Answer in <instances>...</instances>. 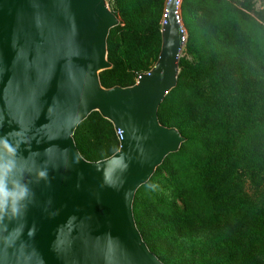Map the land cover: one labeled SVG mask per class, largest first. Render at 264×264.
I'll use <instances>...</instances> for the list:
<instances>
[{"label": "water", "instance_id": "95a60500", "mask_svg": "<svg viewBox=\"0 0 264 264\" xmlns=\"http://www.w3.org/2000/svg\"><path fill=\"white\" fill-rule=\"evenodd\" d=\"M182 1L166 2L154 65L133 84L106 86L109 35L121 23L110 0H0V176L27 188L16 213L11 201L0 212V264H167L134 202L187 140L159 117L188 41ZM93 112L119 140L98 160L76 139Z\"/></svg>", "mask_w": 264, "mask_h": 264}, {"label": "trees", "instance_id": "16d2710c", "mask_svg": "<svg viewBox=\"0 0 264 264\" xmlns=\"http://www.w3.org/2000/svg\"><path fill=\"white\" fill-rule=\"evenodd\" d=\"M220 1L183 0L181 8L191 9L194 3H198L207 12L222 11ZM252 1L244 0V9L229 8L226 13L219 12L218 18L221 22L224 21L219 25L220 30L226 33L230 31L233 35H248L250 39L262 31L264 8L259 9L254 17L247 11L255 9ZM166 2L164 0L163 3L166 5ZM110 3L119 16L114 4ZM120 19L121 23L109 35V58L114 66L101 73L106 86L135 82L134 74L128 70L116 49L120 48L123 54L134 51L143 53L153 50L159 39L158 48H161V22L156 26L138 29ZM186 47L188 51L191 49L189 44ZM192 55L193 58L182 55L178 85L161 104L159 117L164 123V117L168 116L170 110L167 99L182 90L184 106L193 114L205 115L199 121L198 128L201 131H215L221 137L209 145L199 140L204 158L199 188L190 189L179 184L170 173L161 176L172 185L170 195L180 200L166 204L171 208L173 217L184 227H215L225 218L231 221L239 233L223 237L216 242V246L221 251L238 253L236 259L239 264H252L256 260L264 264V76L252 73L233 57L227 58L203 49ZM89 118L92 120L90 128L95 136L110 137L111 133L116 135L113 124L99 112H93L85 121ZM85 121L79 126L76 139ZM178 128L187 137L182 148L193 138L188 136L186 130ZM174 153L166 157L153 177ZM246 245L256 251L244 252ZM259 250L263 257L257 255ZM231 262L236 264L234 259Z\"/></svg>", "mask_w": 264, "mask_h": 264}, {"label": "rangeland", "instance_id": "374dc122", "mask_svg": "<svg viewBox=\"0 0 264 264\" xmlns=\"http://www.w3.org/2000/svg\"><path fill=\"white\" fill-rule=\"evenodd\" d=\"M115 6L120 18L131 23L138 29L147 26H156L162 22L165 12L164 0H110ZM222 11L207 12L194 3L191 9L181 8L183 23L188 35V44L191 49L183 54L193 58V52L200 49L209 53H216L227 58H236L259 77L264 76V24L263 30L257 32L250 39L248 35L221 31L219 25L224 21L218 18L219 12L226 13L229 8H243L244 0H221ZM255 9L247 11L256 17L257 11L264 8V0H253ZM262 32V33H261ZM261 33V35H259ZM247 39V40H246ZM160 45V39L158 40ZM158 43L153 50L143 53L134 51L121 54L128 70L134 74L136 81L140 71H147L157 60L160 52ZM264 93V85L262 86ZM170 110L164 117V123L175 125L184 130L193 139L186 142L179 152L172 154L163 168L138 192L134 211L138 226L150 248L167 264H234L238 263L233 251H221L216 242L223 237L235 235L237 229L231 221L223 219L215 227L199 226L196 228L184 227L177 218L173 217L172 210L166 202L179 199L170 195L171 183L163 175L168 173L175 176V180L188 188H199L201 184V167L204 163L203 153L199 140L214 144L220 139L215 131H201L198 123L205 115L193 114L184 106V93L179 90L167 99ZM92 120L89 118L80 129L78 144L82 153L91 160L105 158L119 147V140L114 133L110 137H99L91 131ZM196 138L198 139L196 141ZM202 154V155H201ZM162 176V177H161ZM162 180V181H161ZM199 198V196H197ZM230 215V214H229ZM189 228V229H187ZM242 236V233H240ZM255 252L256 249L244 246V252ZM257 255L262 256L259 250ZM252 264H263L254 261Z\"/></svg>", "mask_w": 264, "mask_h": 264}, {"label": "clouds", "instance_id": "9594fccd", "mask_svg": "<svg viewBox=\"0 0 264 264\" xmlns=\"http://www.w3.org/2000/svg\"><path fill=\"white\" fill-rule=\"evenodd\" d=\"M43 175V173H41ZM19 187V191L15 189H9L7 183V173L0 176V212H6L9 208V202L11 201V210L13 213L18 211L17 202L23 199L27 194V188Z\"/></svg>", "mask_w": 264, "mask_h": 264}, {"label": "built area", "instance_id": "2783aa9c", "mask_svg": "<svg viewBox=\"0 0 264 264\" xmlns=\"http://www.w3.org/2000/svg\"><path fill=\"white\" fill-rule=\"evenodd\" d=\"M180 19H182L181 14L179 15Z\"/></svg>", "mask_w": 264, "mask_h": 264}]
</instances>
